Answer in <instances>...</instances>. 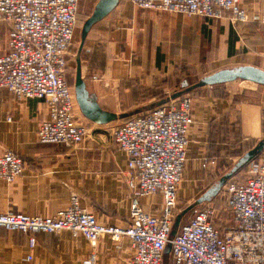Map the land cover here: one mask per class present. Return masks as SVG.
Instances as JSON below:
<instances>
[{
	"label": "crops",
	"instance_id": "0c3cea01",
	"mask_svg": "<svg viewBox=\"0 0 264 264\" xmlns=\"http://www.w3.org/2000/svg\"><path fill=\"white\" fill-rule=\"evenodd\" d=\"M240 3L250 16L260 7V0ZM76 28L77 24L72 45ZM8 30L9 25L0 21V56L6 53ZM198 47L218 51L216 63L226 67L215 72L246 66L264 71V24L233 22L229 16L205 20L168 15L120 1L89 31L80 54L81 75L102 111L144 114L171 96L170 78L166 76L180 70L177 63H169V57H175L172 51L194 53ZM83 52L87 57L84 60ZM229 84L233 83L203 87L184 95L192 101L193 125L187 137L183 183L177 197L186 205L230 172L235 164L226 169L224 160L236 163L264 137L263 102L242 99L243 91L232 92L227 88ZM75 114L89 125V135L82 145H41L37 130L47 118L44 101H17L0 88V155L11 152L23 161L21 176L11 183L0 179V214L53 217L69 206L74 193L81 208L100 224L128 225L131 200L123 174L127 159L117 149L113 136L121 120L94 124L82 117L77 105ZM139 204L155 216L162 198L143 197ZM30 239L34 240L32 248ZM120 247L117 249L109 237H103L95 249L96 264H127L132 255L128 241L122 240ZM91 250L84 238L68 231L23 234L0 228V264H84Z\"/></svg>",
	"mask_w": 264,
	"mask_h": 264
},
{
	"label": "built area",
	"instance_id": "2783aa9c",
	"mask_svg": "<svg viewBox=\"0 0 264 264\" xmlns=\"http://www.w3.org/2000/svg\"><path fill=\"white\" fill-rule=\"evenodd\" d=\"M80 0H0V21L9 25L6 53L0 56V88L17 101L43 100L47 118L37 130L41 145L83 144L87 124L75 114L73 88L65 78ZM142 10L168 15L264 24V0L253 15L241 0H126ZM192 101L182 96L153 110L118 122L114 143L127 159L123 172L131 200L126 227L100 224L80 206L74 193L69 206L53 217L0 214V228L23 234L81 236L92 250L84 264H96L97 243L103 237L120 249L126 239L132 255L127 264H163V252L176 216L178 189L183 181L188 133L193 125ZM23 161L11 152L0 155V179L21 176ZM231 224L217 228L215 210L196 211L180 224L170 241L169 264H264V154L250 162L243 177L224 186ZM160 195L158 215L147 213L139 199ZM34 246V240H29ZM30 257L27 260L30 261Z\"/></svg>",
	"mask_w": 264,
	"mask_h": 264
},
{
	"label": "water",
	"instance_id": "95a60500",
	"mask_svg": "<svg viewBox=\"0 0 264 264\" xmlns=\"http://www.w3.org/2000/svg\"><path fill=\"white\" fill-rule=\"evenodd\" d=\"M121 0H98L95 8L90 15V17L83 23L80 34V44L78 47L77 55L75 57L76 70H75V80L73 83V91L75 96L76 105L82 115L86 120L97 124L104 125L113 121L122 120L135 116L142 111H135L133 113L115 115L107 113L101 110L98 106L94 96L89 93L86 88L85 82L81 75V63H80V54L83 50L85 40L92 26L96 23L103 20L107 17L119 4ZM237 81L249 82L258 86L264 87V71L256 67H237L232 69H223L217 71L209 76L203 77L197 83L189 86L183 84L182 90L171 95L169 98L158 102L155 106L151 108H157L170 100L178 99L184 95H187L189 92L203 88V87H212L217 85H223L228 83H234ZM264 150V137L263 139L249 152L244 154L234 165V167L224 175L214 186L208 189L204 194H202L195 203L187 207L184 211L178 214L173 222L170 234L169 241L166 244L163 254L169 253L171 250L170 241L175 236L176 231L181 223L182 217L189 211H191L195 206L210 203L213 198L219 193L221 188L225 186L226 182L238 174L240 170L245 168L250 162L255 160L261 155ZM169 245V248H168Z\"/></svg>",
	"mask_w": 264,
	"mask_h": 264
},
{
	"label": "rangeland",
	"instance_id": "374dc122",
	"mask_svg": "<svg viewBox=\"0 0 264 264\" xmlns=\"http://www.w3.org/2000/svg\"><path fill=\"white\" fill-rule=\"evenodd\" d=\"M97 0H80L79 6H78V23H77V28L73 40V45L72 48L69 52V57L66 63V70H65V78L69 84L74 83V78H75V68H76V62H75V57L77 54L78 50V45L80 41V30L82 28L83 23L90 17V15L93 12L94 9V4L96 3ZM123 3L126 2V0H121ZM127 3V2H126ZM217 50L215 49H197L196 52H191L189 50H181V49H176L172 51V53L175 54V57L171 55L169 57V63H177L180 66V70H177V72L172 73L170 75H167L166 78H170V83H169V91L168 94L172 95L173 92H178L182 90V83H187L188 85L196 83L199 79H201L203 76H207L208 74H211L215 72L216 70L220 68L226 67L225 65H218L217 62ZM86 57V54L83 52L82 54V60H84ZM218 61H221L218 59ZM85 65V64H84ZM196 67L199 71L196 70ZM85 76H87L86 70H85ZM243 87H248V89H253V90H245ZM227 88L232 91V92H242V99H246L249 101H261L264 104V87L261 86H255L251 85L249 83H242L240 82L229 84ZM251 94H250V93ZM167 94V93H166ZM167 94V96H168ZM169 95V96H170ZM88 123V122H85ZM87 126H89L87 124ZM247 147V146H246ZM241 150V147L239 148ZM238 154H241L240 151ZM264 154V150L261 153V155ZM237 163V162H236ZM235 161H231L230 163L227 162V160H224V165L226 166V169L231 168L234 164H236ZM245 171V168L240 170L237 175L234 177L240 178L243 177V173ZM215 181L216 183L219 181ZM183 183V181H182ZM181 183V185H182ZM181 189V186H180ZM179 189V191H180ZM224 186L221 188L219 193L213 198V200L210 202L208 205L212 209L215 210V215L217 216V220H214L218 223V225L221 224H231L230 222V216L228 212L226 211L225 208V203H224ZM201 194H196L194 201L191 202L189 205H186L183 201L178 198L177 202V209L179 210L180 214L182 211H184L187 207L190 205L194 204L196 199L199 198ZM206 207V204H201L198 206H195L191 211L187 212L181 219L180 224H184L185 222L188 221V219L198 210L203 209ZM169 248V245H168ZM169 258L170 255L169 253H166L165 255L163 254V264H169Z\"/></svg>",
	"mask_w": 264,
	"mask_h": 264
},
{
	"label": "trees",
	"instance_id": "16d2710c",
	"mask_svg": "<svg viewBox=\"0 0 264 264\" xmlns=\"http://www.w3.org/2000/svg\"><path fill=\"white\" fill-rule=\"evenodd\" d=\"M247 148H248V146H247ZM224 203H225V201H224ZM225 208H226V206H225ZM227 211V210H226ZM228 212V211H227ZM215 220H217V218L215 219ZM214 226L217 228L219 225H218V223L216 222V221H214Z\"/></svg>",
	"mask_w": 264,
	"mask_h": 264
},
{
	"label": "bare ground",
	"instance_id": "6f19581e",
	"mask_svg": "<svg viewBox=\"0 0 264 264\" xmlns=\"http://www.w3.org/2000/svg\"><path fill=\"white\" fill-rule=\"evenodd\" d=\"M245 83H249V82H245Z\"/></svg>",
	"mask_w": 264,
	"mask_h": 264
}]
</instances>
